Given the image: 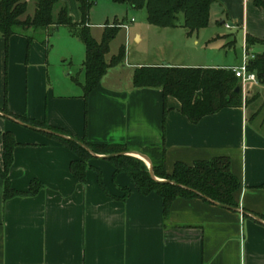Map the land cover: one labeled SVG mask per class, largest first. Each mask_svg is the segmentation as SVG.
Wrapping results in <instances>:
<instances>
[{
    "label": "crops",
    "instance_id": "obj_1",
    "mask_svg": "<svg viewBox=\"0 0 264 264\" xmlns=\"http://www.w3.org/2000/svg\"><path fill=\"white\" fill-rule=\"evenodd\" d=\"M65 1L75 12L70 11L69 16L78 23L76 0H59L58 10ZM217 1L228 8L238 5L242 63L244 50L249 52L245 37L264 41V11L252 0ZM211 9L205 29L214 31ZM52 29L60 32L59 27L42 31L49 34ZM176 29L183 48L195 55L161 64L126 65L125 58L107 69L87 97L82 88L85 48L83 52L77 48L83 56L80 83L72 77L74 67L65 65L71 57L64 55L69 51L63 46L60 65L51 75L49 47L29 35L40 31L19 30L7 42L0 34V110L6 108L13 116L62 130L72 139L85 138L93 145L120 144L135 153L164 147L168 174L177 163L191 166L227 157L240 184L233 193L238 209L200 199H177L165 220L161 198L155 193H138L124 173L114 176L115 168L103 156L87 162L91 168L81 184L69 170L70 163L77 160L73 152L50 134L30 129L0 111V134L12 133L17 143L8 172L11 189L27 193L33 182L42 186L34 196L5 200L0 176V264H264V221L258 217L264 214V119L254 124L264 107L261 93L244 87L243 99L253 97L249 104L223 109L194 124L181 114L176 99L163 100L160 89L133 86V74L141 67L234 69L241 65L231 64L225 56L219 64L208 61L204 53L212 45L220 42L217 49H225L220 34L199 41L201 30L189 36L182 24L161 31ZM134 37L142 41L139 33Z\"/></svg>",
    "mask_w": 264,
    "mask_h": 264
},
{
    "label": "trees",
    "instance_id": "obj_2",
    "mask_svg": "<svg viewBox=\"0 0 264 264\" xmlns=\"http://www.w3.org/2000/svg\"><path fill=\"white\" fill-rule=\"evenodd\" d=\"M80 13V21L73 22L68 10L62 6L57 17L53 16V9L59 0H36L34 15L21 21L20 18L27 11L24 0H0V34L5 40L19 30L32 29L42 31L50 27H64L69 33L81 42L85 48L83 62L85 82L82 86L87 97L100 83L107 69L119 65L125 58L122 47L117 56L106 62L111 41L121 29L119 24L114 27L106 26L103 37L97 42L90 35L88 0H76ZM115 4H125L135 10L146 11L148 25L159 29H173L178 23V16H183L182 27L187 34L193 35L208 27L210 9L217 0H110ZM254 6L264 11V0H252ZM31 39H29L30 41ZM247 49L254 45H264L263 40L247 35L245 37ZM248 72L256 76L257 81L264 82V53L255 55L249 62ZM137 89H160L163 100L176 99L180 105V112L191 123H198L205 116L213 115L226 108H240L249 104L251 100L242 97L240 80L231 69H191L171 66L141 67L135 70L132 79ZM239 88V92L236 89ZM2 114L12 117L26 125L42 128L53 133L71 137L68 133L40 124L24 117L10 114L6 108L0 110ZM58 142L74 153L77 160L70 163L69 170L73 178L83 184L89 167L87 162L94 159L87 149L73 140L64 139L50 134ZM2 139V166L0 176L4 181V199L14 197L34 196L42 186L33 182L27 193L15 192L11 189L8 172L13 161V150L17 146L12 133H1ZM72 138V137H71ZM74 140L86 146L97 156H110L106 159L115 168L114 176L126 174L135 190L141 195L157 194L162 200L163 217L166 220L172 203L177 199H200L208 204H219L238 209L233 199V193L240 188L238 179L231 172L230 160L227 157H218L210 161L196 162L191 166L177 163L173 172L168 174L165 169V148L154 147L138 150L136 153L146 156L151 162L153 177L147 165L140 159L128 156L133 150L125 145H93L85 138ZM135 153V152H134ZM122 154V155H120ZM99 184L104 188L101 174L98 173ZM126 194L129 193L125 190ZM264 221V214L258 215Z\"/></svg>",
    "mask_w": 264,
    "mask_h": 264
},
{
    "label": "rangeland",
    "instance_id": "obj_3",
    "mask_svg": "<svg viewBox=\"0 0 264 264\" xmlns=\"http://www.w3.org/2000/svg\"><path fill=\"white\" fill-rule=\"evenodd\" d=\"M24 1L27 3V11L25 15L21 17L22 19L20 18L21 20L26 17L31 18L34 15L36 9V0ZM88 1L90 3V9L88 12V23L91 25L89 31L90 35L97 42L101 41L106 26L114 27V25L116 24H119L120 26L124 24L129 27L128 37H126L125 29L121 28L117 32L115 38L111 41L109 46V53L106 56V62H110L112 57L117 56L122 47L125 50V58L127 63L126 65H128V62L130 63V65H134V63L161 64L165 61L176 62L181 61L184 55L185 58H187V56L192 57V54H196L192 52H187V50L183 48L181 44L182 42L177 36V32H179L177 31L178 29L174 31H161L162 29L149 27L146 21V11L144 9L135 10L128 5L115 4L110 0ZM62 6H65L67 8L68 13H70V11L75 13L69 1L63 2ZM235 7L228 8L223 2L217 1L215 4L212 5L211 9L213 22L212 24H214L212 26H215L216 30L213 31V29H203L199 32V41H201V39L206 40L211 38L214 33L220 34L221 38L224 37L221 42L225 47L224 50L220 51L217 49L216 46L220 45V42H218L208 48L206 50V53H204L206 54V58L208 59V61H210V63H222L224 61H221V58L225 56L226 58H228L226 59V61H230L231 64H236L237 66L241 64V54L244 47L242 33L243 30L239 28L236 18L238 5L235 4ZM58 12V5H56L53 9V16L56 17L58 15ZM76 13L78 14L77 8ZM233 17H235L236 20H234ZM131 19H134L133 24L130 23ZM182 21L183 16L179 15L178 23L182 24ZM217 21L218 23L215 24ZM223 21L225 22V24L221 25ZM226 25H228L230 29L226 28ZM59 28L60 32L57 33L54 32V29H52L49 34L40 31L37 33H30L29 35L30 37L34 38L35 41H38L41 46L47 45L49 47V65L51 75L54 74L57 65H60L58 61L59 58L62 57L61 55L63 53V47L67 51H69L67 52V54H64L68 57H71L70 59L68 58L65 65H72V67H74V73L72 77L75 82L82 83L83 73L81 75L80 60H82L83 56H81V53H77V48L80 47L83 52L84 47L83 45H80L81 43H79L76 38L70 37L66 28ZM136 32L142 36L141 42H137L136 38L134 37ZM199 53H202V51ZM263 53L264 45L251 46L248 52L249 55H257ZM125 72H127V69H125ZM245 87L248 91H253V89H255L256 91L260 92L262 97L261 101L264 102V85L256 86L255 84L250 83L247 84ZM252 98L253 97L247 100H251ZM263 119L264 107L262 109L261 115L256 119V122H254V124H261V122H263Z\"/></svg>",
    "mask_w": 264,
    "mask_h": 264
},
{
    "label": "built area",
    "instance_id": "obj_4",
    "mask_svg": "<svg viewBox=\"0 0 264 264\" xmlns=\"http://www.w3.org/2000/svg\"><path fill=\"white\" fill-rule=\"evenodd\" d=\"M120 27H122L125 30L127 29L126 25H121ZM254 58H255L254 55H249L246 52V50H244L241 65L237 68L231 69L232 72L236 75V77L240 80V86L243 92H244V87L246 84L251 83V82L254 83L257 80L255 74L248 72L249 62L253 60Z\"/></svg>",
    "mask_w": 264,
    "mask_h": 264
},
{
    "label": "water",
    "instance_id": "obj_5",
    "mask_svg": "<svg viewBox=\"0 0 264 264\" xmlns=\"http://www.w3.org/2000/svg\"><path fill=\"white\" fill-rule=\"evenodd\" d=\"M236 92H239V88L236 89ZM20 124H22V125H24V126L30 128V129H33V130H39V131H41V132L48 133V134H52V135H55V136H58V137H61V138H64V139L73 140V141L77 142L79 145H81L83 148L87 149V151H88L93 157H97V155L93 154V153H92V152H91L86 146H84V145H83L82 143H80L79 141H76V140H74V139H72V138H68V137H65V136L60 135V134H57V133H53V132H51V131H49V130H44V129L35 128V127L29 126V125H25V124H23V123H20ZM120 155H122V154H120ZM126 155H128V156H133V157H136V158L142 160V161L147 165V167L149 168V171H150V174H151L152 178H154V177H153V173H152V168H151V162L149 161V159H148L146 156L141 155V154H138V153H134V152H132V153H127ZM115 156H118V155L103 156V158H104V159H108V158H110V157H115ZM215 205L220 206V207H223V208H226V209H230V208H228V207H225V206H222V205H219V204H215ZM238 211H239L241 214H243V215L245 214V213H244L243 211H241V210H238Z\"/></svg>",
    "mask_w": 264,
    "mask_h": 264
}]
</instances>
